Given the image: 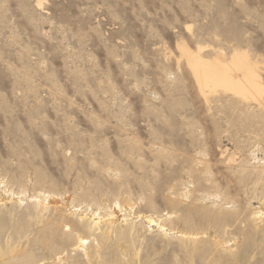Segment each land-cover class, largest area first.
Wrapping results in <instances>:
<instances>
[{"label":"rangeland","instance_id":"obj_1","mask_svg":"<svg viewBox=\"0 0 264 264\" xmlns=\"http://www.w3.org/2000/svg\"><path fill=\"white\" fill-rule=\"evenodd\" d=\"M0 264H264V0H0Z\"/></svg>","mask_w":264,"mask_h":264},{"label":"bare ground","instance_id":"obj_2","mask_svg":"<svg viewBox=\"0 0 264 264\" xmlns=\"http://www.w3.org/2000/svg\"><path fill=\"white\" fill-rule=\"evenodd\" d=\"M199 70L200 69H198V67H197V70H196V75H197V78H198V80L200 81V85H202L203 84V82L202 81H204V82H212V83H214V82H217L218 83V85H223V78L222 77H218V76H215V75H213L212 73H211V71H205L204 70V73H203V75L199 72ZM198 72V73H197ZM256 89H258V87H256ZM117 206L119 207L120 205L119 204H117ZM97 215V214H96ZM113 215H114V213H112V214H110V215H107V216H109L110 218L112 217L113 218ZM98 218H100V216L98 217ZM123 220H126V217H124V218H122ZM101 220H102V217H101ZM98 222V221H97ZM149 222L150 223H155V221L151 218V219H149ZM164 229V228H163ZM85 241H87L86 239H81V242H85Z\"/></svg>","mask_w":264,"mask_h":264}]
</instances>
